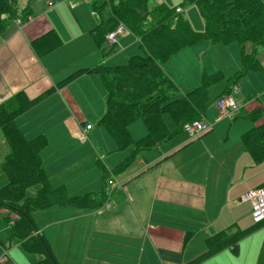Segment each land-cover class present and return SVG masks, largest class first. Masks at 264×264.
I'll use <instances>...</instances> for the list:
<instances>
[{
	"label": "trees",
	"instance_id": "obj_1",
	"mask_svg": "<svg viewBox=\"0 0 264 264\" xmlns=\"http://www.w3.org/2000/svg\"><path fill=\"white\" fill-rule=\"evenodd\" d=\"M148 1L103 0L100 6L92 2L91 10L98 18L100 8L108 7L109 10L106 20L101 19L90 31L93 43L100 46L105 42L107 32L123 23L138 39L141 54L130 56L124 65L77 70L55 85L59 89L80 77L98 76L104 91V113L98 120V126L112 140L115 151L129 150L111 169L110 174L115 177L126 172L142 151L157 150L181 133L184 124L200 120L209 107V87L223 80L219 73L203 74L197 87L180 94L163 71V65L176 52L201 41L211 46L237 44L240 47V68L226 79L217 100L231 96L246 73L262 70L256 54L260 47H264V0H187L195 5L204 22L201 32L193 31L175 8L164 4L150 8ZM28 17L27 5L20 8L17 0H0V36L16 20L23 24ZM245 44L250 45L248 53L243 50ZM59 45L60 40L53 31L32 43L34 51L40 55ZM44 96L30 100L20 92L0 104V133L8 147L0 170L5 178L0 184V210L6 211L5 219L11 227L8 246L16 245L25 254L36 255L38 260L34 264H59L50 245L39 234L32 214L53 206L90 211L100 209L105 204L109 173L104 172L99 193L70 197L65 188L50 186L41 159L47 145L45 137L39 135L27 140L14 124L18 116L36 106ZM164 117L169 119L172 130L167 128ZM136 120L142 122L145 135L133 141L128 128ZM240 144L254 164L263 162L264 123L242 133ZM36 186L39 187L36 195L26 197V191ZM11 214H17L12 224L9 223ZM261 228H264V222L234 233L223 231L211 235L205 241L204 253L187 264H202L224 250L237 256L239 243ZM260 255L262 257H258L257 264H264V239Z\"/></svg>",
	"mask_w": 264,
	"mask_h": 264
},
{
	"label": "crops",
	"instance_id": "obj_2",
	"mask_svg": "<svg viewBox=\"0 0 264 264\" xmlns=\"http://www.w3.org/2000/svg\"><path fill=\"white\" fill-rule=\"evenodd\" d=\"M30 1L23 3L29 8L28 21L21 27L16 23L11 24L0 36V104L20 92L30 100L45 95L41 100L42 103L39 101L23 116L14 120V124L21 133L24 129V120L36 118V121H42L45 125L49 126L50 123V126L45 129L51 131L52 136L62 135V139L66 137L69 139L71 124L77 123L84 140L92 141L93 126L86 132L85 126L80 121L84 119V116L91 118V113H95L97 108L99 94L97 97L96 88L93 89L92 86L93 81L89 79V76H83L59 89H56L55 85L76 70L103 66L102 57L96 64L89 60L88 62L83 61L79 68L70 72V68L65 66L63 60H59L54 55L60 52L59 48L62 45L65 50V41L61 39L64 37L63 33L51 26L46 15L35 16L29 5ZM46 1L53 2V0ZM85 3L90 4L91 8L90 1ZM91 15L94 24L88 31L89 35L101 19L106 20L108 17L104 18L100 15L101 18H98L94 12ZM49 31L56 33L60 45L52 50V53L49 52L51 54H37L32 43ZM104 43L107 44L108 52L117 42L109 45L105 40ZM136 43L138 44V41ZM72 54L77 55L76 52ZM163 68L166 72V66ZM236 89L237 94L234 99L238 106L243 101L239 95L238 86ZM49 91L51 92L47 95ZM99 102L102 108L98 111L99 113H96L97 119L104 113L103 96L100 97ZM204 116L201 119L207 123V118L204 119ZM34 131L36 132L37 129ZM22 135L24 136L23 133ZM39 135L46 139L42 133L34 135L33 138ZM191 143L187 140L183 146L172 151H166L162 145L155 150L158 152L157 156L153 153L148 158L138 155L137 160L128 167L126 172L116 177L115 183L110 188L108 187L107 191L109 190L112 195L110 201L112 204L109 207H101L98 211L78 210L67 206L50 207L52 208L51 218L45 224L46 229L38 228V232L50 245L58 263L187 264L204 253L205 241L220 229L218 221L223 216L226 206L228 208L231 206L233 212V223L231 224L233 228L230 227L232 233L239 231L241 228L239 221L244 213L239 215L235 202L238 205L242 203H238L239 199L238 201L227 200L221 193V189L224 188L222 178L225 169L222 166H212L214 161L218 164V152L208 149L209 142L204 139L196 144L197 147L203 149L201 153L194 157H179L182 149ZM102 151H95L101 168L100 181L104 172L110 174L113 166L123 159L110 167L108 166L110 164L105 165L102 161ZM41 159L43 170L52 188L63 187L70 197H80L78 194L81 191L77 188L78 183L73 180L67 182L68 179H75L73 176L64 174L63 177H55L57 170L45 162L42 156ZM205 159H208L207 164L203 162ZM246 164L250 165V163ZM229 188L230 185L225 190ZM38 190L39 187L36 186L33 188L34 194L25 193V196L34 197ZM6 215L5 210H0V216L5 223ZM251 225L253 226L252 221L249 226ZM231 230L227 228L223 231L231 232ZM7 231V244L5 246L0 242V250L19 248L8 246L10 233L9 229ZM227 251L229 250H224L215 256L226 255L228 257ZM37 260L38 257L34 263ZM207 261L202 264H209ZM216 262L224 264L221 260L220 262L216 260ZM257 262L258 260L255 264Z\"/></svg>",
	"mask_w": 264,
	"mask_h": 264
},
{
	"label": "rangeland",
	"instance_id": "obj_3",
	"mask_svg": "<svg viewBox=\"0 0 264 264\" xmlns=\"http://www.w3.org/2000/svg\"><path fill=\"white\" fill-rule=\"evenodd\" d=\"M24 1L25 0H17L20 8L24 6ZM84 1H90L91 3L95 2L98 6L103 2V0H53V2H47L46 0H31L29 2L32 13L35 14V16L46 15L51 26L56 31L63 33L64 37H61V39L65 41V50H63L64 46L62 45L59 48L60 52L54 55L59 60H63L65 66L70 68V72L79 68L83 61L88 62L89 60L96 64L98 59L102 57L103 66L123 65L127 62L129 56L141 54V50L136 43L138 39H136L135 36L133 37L123 23L118 24L111 30L114 31L120 25L124 28L123 34L117 38V43H114L115 46H113L112 50L107 52L108 48L106 43H102L100 46L93 43L94 41L88 33L89 29L92 28L94 24L91 15L92 11L90 4ZM159 4H164L169 8H175V12L181 14L182 17L188 21L193 31L201 32L204 30V22L198 11H196L197 8L195 5L189 4L187 0L148 1V6L150 8ZM100 12L101 16L106 18L109 13L108 7L100 8ZM16 22L17 20L15 23ZM110 32H107L105 40L109 45H113L107 40V35L110 34ZM239 50L240 47L237 44H230L227 46L218 44L211 46L208 42L201 41L200 43L190 46V48L185 47L179 52H176L163 65V67L166 66L167 68L166 72L164 68L163 71L174 83L180 94H185L186 91L194 89L199 85L203 74L210 76L219 73L223 76V80L213 84L208 90L209 107L206 110L204 119L207 118L208 122L206 124L211 127V131L209 129L200 137L191 139L183 132L182 127V132L165 143L163 149L172 151L180 148L189 140L192 143L182 149L179 153L181 154L179 157H194L203 150L197 147L196 144L201 143L204 139L207 140L209 142L208 149L218 152V164L217 161H214L212 162V166H222L225 169L223 170L222 178L224 188L221 189V193L224 194L227 200L235 199L236 201H238L241 196L264 183V161L259 164H254L248 154L243 151L240 144L241 133L249 131L251 128L258 127L264 123V47H260L256 54V58L259 64H261L262 70L249 71L237 84L239 95L243 101L242 104L238 105V110L231 113L230 116L221 117L218 115L214 104L215 99L221 94L220 92L223 91L226 85V79L232 76L240 67ZM243 50L246 53L250 52V45L245 44ZM73 52H76L77 55L72 54ZM89 79L93 81L92 86L93 89L94 87L96 88L97 97L99 94V97H96L98 100L97 108L95 113H91V118L84 116V119H81L80 122L85 126L84 130L86 132L89 131L86 130L87 125L90 126V130L93 126L92 141L84 140L83 133L79 129L77 123L71 124V131L68 134L69 139H67V137L62 139V135L52 136V132L45 129L50 126V123L49 126L45 125L42 121H36V118L24 120V129L22 131L26 139H32L34 135L40 133L46 136L47 145L41 153L42 158L45 162L49 163L51 167L57 170L55 177H63L65 174L75 178L68 179L67 182L73 180L78 183L77 188L81 191L78 194L79 196L89 192L99 193L102 189L100 181L101 168L98 164V156L95 151L103 150L101 153L103 155L101 157L102 161L105 165L110 164L108 165L110 167L120 161L129 151H115L112 140L108 137L106 132L98 126L99 119H97L96 113L102 108L99 99L101 96H104V91L97 76H89ZM21 116H23V114L20 115V117ZM163 120L167 128L172 130L173 126L169 119L164 117ZM141 123L140 120H136L129 126L133 141L145 135V128ZM35 129H37L36 132L34 131ZM204 135L205 137L201 138ZM7 148L0 133L1 164L8 153ZM163 149L162 151H164ZM152 153L153 155H158V152L153 149L142 151L139 156L148 158ZM203 162L207 164L208 159H205ZM246 163H250V165ZM1 164L0 170L2 167ZM3 173L4 172L0 171V184L1 181L5 179ZM115 181L116 177L109 174L106 181V188L109 189ZM228 185H230V188L225 190ZM33 188L34 187L29 188L26 193L29 195L34 194L35 191H33ZM106 193L105 203H110L112 200L111 192L108 190ZM235 205L238 206L237 212L239 215L244 213L239 221V225L241 226L239 230H243L251 223V205L249 203L238 205L236 202ZM51 209L52 208H47L44 211L42 210L32 214V218L40 230L46 229L45 224H47L51 218ZM98 210L99 209L94 211ZM16 217L17 214H11L9 223L12 224V222L17 219ZM6 223L0 216V242L5 246L8 238L7 230L9 229L10 233L11 228L9 224ZM232 223L233 212L231 211V206L229 208L226 206L223 211V216H221L218 221L220 229L215 231L214 234L220 233L221 230L223 231L227 228L231 230V228H233L231 227ZM231 232L233 231L231 230ZM263 237L264 228H261L245 237L240 242L237 256H233L227 251V253H229L227 254L229 255L228 257L226 255L215 256L208 260L207 263L218 264L216 260L219 262L221 260L224 264H255L259 259L258 257H262V255H260L262 251L260 248H262L261 243L263 244ZM13 246L16 245H11V247ZM5 249L3 248L0 250V256L5 255L6 257L4 264H33L37 258L36 255L25 254L20 247L10 250H7V248Z\"/></svg>",
	"mask_w": 264,
	"mask_h": 264
},
{
	"label": "built area",
	"instance_id": "obj_4",
	"mask_svg": "<svg viewBox=\"0 0 264 264\" xmlns=\"http://www.w3.org/2000/svg\"><path fill=\"white\" fill-rule=\"evenodd\" d=\"M17 25L21 27L22 23L17 20ZM123 26H118L114 31H111L107 35V40L109 43L114 44L118 37H120L123 32ZM237 94V89L233 90L231 96L219 97L215 104V108L219 116H230L231 113L236 111V103L234 102V97ZM210 129L204 121L195 120L193 122L187 123L183 126V132L191 139H196L200 137L203 133ZM86 130H90V126H86ZM238 203H249L251 205L250 218L253 224H259L264 222V184L248 192L247 194L240 197ZM112 203H105L103 207H109ZM102 207V208H103ZM6 261L5 255L0 256V264H4Z\"/></svg>",
	"mask_w": 264,
	"mask_h": 264
}]
</instances>
